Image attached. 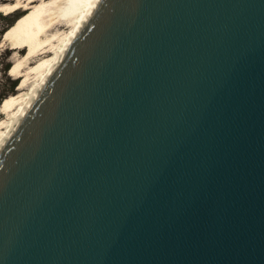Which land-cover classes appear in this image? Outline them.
I'll use <instances>...</instances> for the list:
<instances>
[{
    "label": "water",
    "instance_id": "95a60500",
    "mask_svg": "<svg viewBox=\"0 0 264 264\" xmlns=\"http://www.w3.org/2000/svg\"><path fill=\"white\" fill-rule=\"evenodd\" d=\"M0 264H264V0H96L0 144Z\"/></svg>",
    "mask_w": 264,
    "mask_h": 264
},
{
    "label": "bare ground",
    "instance_id": "6f19581e",
    "mask_svg": "<svg viewBox=\"0 0 264 264\" xmlns=\"http://www.w3.org/2000/svg\"><path fill=\"white\" fill-rule=\"evenodd\" d=\"M95 1L14 0L0 5V13L25 14L4 39L15 52L9 75L22 81L18 93L6 98L0 107L8 117L0 122V144Z\"/></svg>",
    "mask_w": 264,
    "mask_h": 264
},
{
    "label": "rangeland",
    "instance_id": "374dc122",
    "mask_svg": "<svg viewBox=\"0 0 264 264\" xmlns=\"http://www.w3.org/2000/svg\"><path fill=\"white\" fill-rule=\"evenodd\" d=\"M13 1L14 0H0V5ZM24 17L25 14L21 13H0V107L4 104L6 98L18 93L17 89L22 81L19 79L15 80L14 76L9 75L10 67L15 60V52L14 47L11 48L12 44L4 39H6L13 27ZM7 118L6 114H2L0 108V122L1 120H7Z\"/></svg>",
    "mask_w": 264,
    "mask_h": 264
}]
</instances>
